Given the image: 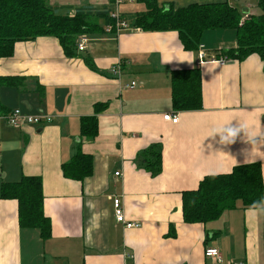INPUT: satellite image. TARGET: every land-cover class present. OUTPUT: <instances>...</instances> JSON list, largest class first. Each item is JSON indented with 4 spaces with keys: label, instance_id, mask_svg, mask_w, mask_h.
Listing matches in <instances>:
<instances>
[{
    "label": "crops",
    "instance_id": "0c3cea01",
    "mask_svg": "<svg viewBox=\"0 0 264 264\" xmlns=\"http://www.w3.org/2000/svg\"><path fill=\"white\" fill-rule=\"evenodd\" d=\"M51 1L69 14L110 6V0ZM157 1L176 9L228 3L246 18L259 0ZM135 4L126 1L123 13L142 12ZM80 38L85 50L77 45L70 57L56 38L41 37L17 44L14 56L0 61L1 76L19 78L1 86V106L53 118L45 126L21 128L0 119V191L4 183L41 178L51 222V237L43 241L38 230L20 228L17 201L0 199V264H216L205 257L206 248H217L222 264H264V211L238 203L216 221L186 224L181 195L206 176L252 163L261 164L264 182V61L257 55L242 62L224 57L222 51L237 46L232 30L204 33L205 63L198 51L184 50L175 31L105 29ZM194 68L201 70L203 107L176 111L170 75ZM98 103L109 106L97 116L98 135L87 140L81 119L94 115ZM168 113L178 114L179 122L164 121ZM236 127L242 131L233 142L221 140ZM154 144L162 146L157 177L136 163ZM78 146L93 159V173L84 181L62 172ZM115 197L126 219L140 227L116 222Z\"/></svg>",
    "mask_w": 264,
    "mask_h": 264
},
{
    "label": "trees",
    "instance_id": "16d2710c",
    "mask_svg": "<svg viewBox=\"0 0 264 264\" xmlns=\"http://www.w3.org/2000/svg\"><path fill=\"white\" fill-rule=\"evenodd\" d=\"M145 10L134 15L120 14V20L130 28L148 32L175 31L184 50L199 51L205 32L232 30L236 35V48L222 51L228 59L242 62L252 55L264 61V0L257 7L260 15L246 18L228 3L190 5L176 9L160 7L157 0H135ZM110 6L95 8L83 6L73 14L61 13L50 0H0V61L14 56L16 45L41 37H53L59 41L66 56L74 55L80 37L90 31H104L112 26L116 32V20ZM98 21H102L99 24ZM78 49V47H77ZM91 63V62H90ZM91 65V64H90ZM92 66V65H91ZM19 78L0 75V88L16 84ZM172 106L176 111H198L202 105V75L199 68L173 71L170 75ZM108 103L94 106V115L81 119V136L93 140L98 135V115L108 109ZM3 114L8 110L1 106ZM137 165L157 177L162 172V146L151 145L140 152ZM63 176L74 181H84L93 173V159L78 146L72 159L62 165ZM182 216L186 224H207L237 208L250 209L254 203L264 202L262 166L252 163L236 166L231 172L206 176L196 190L182 192ZM1 200L18 202V220L21 229H36L40 239L51 237V222L44 214L42 180L39 177H23L15 183L2 184Z\"/></svg>",
    "mask_w": 264,
    "mask_h": 264
},
{
    "label": "built area",
    "instance_id": "2783aa9c",
    "mask_svg": "<svg viewBox=\"0 0 264 264\" xmlns=\"http://www.w3.org/2000/svg\"><path fill=\"white\" fill-rule=\"evenodd\" d=\"M126 1H130V0H114L113 3L115 10L112 12V17L116 20V24H115L116 32L121 30L131 29L127 23L119 19L121 13L118 11V7L124 4ZM106 29L108 32H111L113 30L112 26H108L106 27ZM85 42L86 40L84 38H80L78 40V51L83 52L85 50ZM198 56L200 63H205L207 61L205 52L201 45L199 47ZM211 61L217 62L220 66L226 65L225 59H219L217 61L216 59H212ZM116 73H120V72L117 71L115 72V74ZM135 87H136L135 82H133L131 85L128 86L129 89H134ZM0 119L5 120L9 124V126L13 128H21L24 126H38V127L45 126L51 124L53 121V118L49 115H45L43 113L37 115H28V114H23L19 109H13L6 114H3L0 109ZM163 119L164 121L170 122L172 124H177L179 122L178 114L168 113L164 115ZM115 175L119 176L120 173H116ZM112 201L114 206V215L117 223L122 225L125 229H134L141 226L137 223L129 222L126 219L122 207V200L120 198L115 197L112 199ZM204 255L206 258L214 260L216 264H222V256L217 248H206Z\"/></svg>",
    "mask_w": 264,
    "mask_h": 264
},
{
    "label": "clouds",
    "instance_id": "9594fccd",
    "mask_svg": "<svg viewBox=\"0 0 264 264\" xmlns=\"http://www.w3.org/2000/svg\"><path fill=\"white\" fill-rule=\"evenodd\" d=\"M242 129L240 127L229 128L228 134L226 136L221 137L222 141H227L228 143L233 142V138H235L238 134H240ZM250 211H264V202L260 204L254 203L250 208Z\"/></svg>",
    "mask_w": 264,
    "mask_h": 264
},
{
    "label": "rangeland",
    "instance_id": "374dc122",
    "mask_svg": "<svg viewBox=\"0 0 264 264\" xmlns=\"http://www.w3.org/2000/svg\"><path fill=\"white\" fill-rule=\"evenodd\" d=\"M50 3H52V1L50 0ZM137 7H136V9L135 10H139V11H143L144 10V6H142V5H140V4H135ZM125 5L124 4H122V5H120L119 7H118V11L120 12V13H123L124 11V9L122 8V7H124ZM254 14L253 15H260L261 14V11H260V9L258 8V7H255L254 9ZM243 13V12H242ZM244 15V14H243Z\"/></svg>",
    "mask_w": 264,
    "mask_h": 264
}]
</instances>
